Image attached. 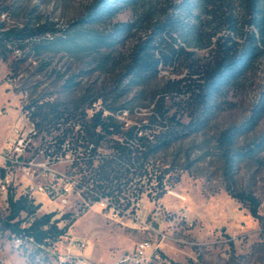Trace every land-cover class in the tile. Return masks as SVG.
<instances>
[{
    "label": "rangeland",
    "instance_id": "obj_1",
    "mask_svg": "<svg viewBox=\"0 0 264 264\" xmlns=\"http://www.w3.org/2000/svg\"><path fill=\"white\" fill-rule=\"evenodd\" d=\"M92 1L0 0V31L38 20L53 21L56 27L63 29L84 15ZM174 1L145 0L125 8L107 22L90 25L98 32L108 33L116 23H135L118 43L112 47L102 46L97 52L35 49L33 45L40 42L39 36L23 42H3L0 50V151L7 146L15 121L23 118L22 112L32 105L35 107L33 119L39 124L32 149L39 155L52 153L64 130L86 121L96 108L104 106L101 98L94 100L101 94L109 97L110 105H129L130 110L116 112L125 126L150 122L155 101L168 77L186 75L182 61L162 68L157 78L129 92L118 94L114 89L119 85L122 88L126 82L123 75L135 45L147 36L152 22ZM62 33L59 30L47 35L59 37ZM190 81L187 78L183 83ZM263 89L264 59H261L218 98L216 112L204 130L175 141L153 156L156 168L169 169L161 197L155 198L162 191L161 187L157 189L155 178L149 184L143 179L140 204L133 203L137 194L123 192L117 203L120 211L117 217L98 203L87 204L91 199L85 202L77 191L65 207L45 199L39 213L56 208L57 217L65 212L75 214L67 233L53 246L16 242L1 223L9 213L10 191L0 193V264H59L60 256L66 257L67 247L74 238L88 241L87 247L75 249L74 255L106 263H114L137 241L149 238L179 264H264V150L241 161L232 182L236 190L250 192L259 199L260 217H255L247 203L233 197L226 189L224 164L217 146L222 130L250 115ZM174 96H167L165 102L168 115L188 122L190 115L186 105H182L183 96ZM153 124L159 128L160 119ZM263 131L264 117L253 131L241 136L237 144L249 143ZM109 145L110 142L105 141L100 150L111 152ZM60 168L80 181L81 173L76 166L60 164ZM139 187L140 184L137 189ZM20 189L18 186L14 193H19ZM172 190L185 195L186 199L174 195ZM37 198L44 199L42 195ZM68 221L61 220L60 225ZM147 225L152 228L146 229Z\"/></svg>",
    "mask_w": 264,
    "mask_h": 264
},
{
    "label": "trees",
    "instance_id": "obj_2",
    "mask_svg": "<svg viewBox=\"0 0 264 264\" xmlns=\"http://www.w3.org/2000/svg\"><path fill=\"white\" fill-rule=\"evenodd\" d=\"M144 1L93 0L84 15L63 29L56 27L53 21L38 20L1 30L0 50L3 42H23L38 36L41 39L33 45L35 49L42 47L88 53L97 52L102 46L112 47L135 23H116L108 33L98 32L90 25L107 22L125 8ZM59 30L63 31L59 37L47 35ZM261 59H264V0L172 2L171 7L152 22L147 36L135 45L123 75L126 82L122 88L119 85L114 89L118 94L129 92L157 78L162 68L182 61L187 69L186 75L168 77L160 97L155 101L153 119L125 126L115 114L129 109V105H110L107 103L109 97L101 94L94 100L101 98L104 106L83 121L80 129L69 127L62 133L59 144L70 137L76 148L80 147L85 153L74 163L81 173V184L87 187L84 196L91 198L92 191H95L98 196H111L118 201L123 192L129 191L140 198L144 192L141 181L147 179L145 184H149L155 178L157 189L162 188L155 198L161 197L169 169L156 168L153 156L175 141L204 130L216 112L218 98ZM187 78L191 81L183 83ZM169 95L183 96L182 105H186L190 115L188 122L176 115H168L165 102ZM105 110L110 113L105 115ZM263 117L264 89L250 115L222 130L217 139L224 164L226 189L233 197L247 203L255 217H260L259 199L250 192L236 190L232 182L236 166L264 150V131L249 143L237 144L238 139L253 131ZM158 119L161 125L155 128L153 121ZM105 141L110 142L111 152L100 150ZM138 184L141 186L139 189ZM136 190L137 193H134ZM8 203L9 213L1 223L14 239L21 237V244L32 242L39 247L53 246L67 233L75 217L71 212H65L60 217L56 216V211L39 213L42 203H35L24 194L16 197L12 191L8 195ZM61 220L70 221L60 225Z\"/></svg>",
    "mask_w": 264,
    "mask_h": 264
},
{
    "label": "built area",
    "instance_id": "obj_3",
    "mask_svg": "<svg viewBox=\"0 0 264 264\" xmlns=\"http://www.w3.org/2000/svg\"><path fill=\"white\" fill-rule=\"evenodd\" d=\"M100 107L96 108L98 110ZM95 110V111H96ZM35 107L32 105L23 112V118H18L14 125L12 133L8 136V144L0 151V193L14 192L18 186L21 188L16 197L28 195L35 203H42L45 199L56 203L58 207L67 206L72 196L77 191L84 196L86 186L81 184L77 177L70 174L67 170L60 168V164H71L85 156L81 148H76L70 137H67L61 144L55 147L52 153H35L32 149L33 137L37 134V123L33 119ZM93 111L91 116L95 113ZM123 112V111H120ZM105 110L104 114H109ZM117 117V114H115ZM75 129L82 127V122L74 123ZM50 152V149L49 151ZM41 156V157H39ZM42 195L44 199L37 197ZM90 203H98L103 208H109L113 216H119L120 211L117 209L118 201L111 196H98L99 194L92 191ZM98 198H94L97 197ZM140 198H135L133 203L139 205ZM85 202L87 198L84 196ZM137 209V207H136ZM56 208H54V211ZM39 212V210H38ZM146 229L152 226H146ZM18 239V238H16ZM88 241L85 239L74 238L66 250V257L73 253L75 249H85ZM75 264H179L173 262L167 257L158 246L149 238L137 241L134 246L123 252L114 263H106L88 259L83 255H77Z\"/></svg>",
    "mask_w": 264,
    "mask_h": 264
},
{
    "label": "bare ground",
    "instance_id": "obj_4",
    "mask_svg": "<svg viewBox=\"0 0 264 264\" xmlns=\"http://www.w3.org/2000/svg\"><path fill=\"white\" fill-rule=\"evenodd\" d=\"M172 193L176 196H179L183 199H186V196L177 191H173L172 190ZM21 238V237H20ZM18 238V239H15L16 242H21V239ZM32 240V239H31ZM75 260H77V255H74L73 253H69V258H60L59 261L60 262H63V263H66V264H75ZM59 262V263H60Z\"/></svg>",
    "mask_w": 264,
    "mask_h": 264
}]
</instances>
